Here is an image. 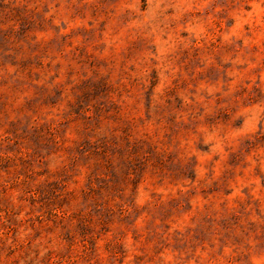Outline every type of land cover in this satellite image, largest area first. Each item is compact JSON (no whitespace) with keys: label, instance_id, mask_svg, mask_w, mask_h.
<instances>
[{"label":"rangeland","instance_id":"374dc122","mask_svg":"<svg viewBox=\"0 0 264 264\" xmlns=\"http://www.w3.org/2000/svg\"><path fill=\"white\" fill-rule=\"evenodd\" d=\"M0 264H264V0H0Z\"/></svg>","mask_w":264,"mask_h":264}]
</instances>
